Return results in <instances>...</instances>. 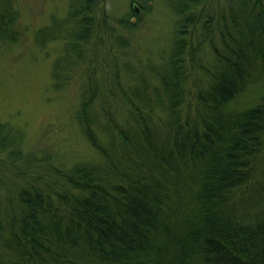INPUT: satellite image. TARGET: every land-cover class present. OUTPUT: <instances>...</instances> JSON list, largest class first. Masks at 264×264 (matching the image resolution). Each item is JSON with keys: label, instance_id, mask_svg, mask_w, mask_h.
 <instances>
[{"label": "trees", "instance_id": "obj_1", "mask_svg": "<svg viewBox=\"0 0 264 264\" xmlns=\"http://www.w3.org/2000/svg\"><path fill=\"white\" fill-rule=\"evenodd\" d=\"M108 1L36 32L96 155L27 151L0 123V264H264V97L229 109L264 81V0H169L157 55L139 38L154 0L119 18ZM19 20L0 0V44Z\"/></svg>", "mask_w": 264, "mask_h": 264}, {"label": "rangeland", "instance_id": "obj_2", "mask_svg": "<svg viewBox=\"0 0 264 264\" xmlns=\"http://www.w3.org/2000/svg\"><path fill=\"white\" fill-rule=\"evenodd\" d=\"M169 0H154L151 14L142 16L145 30L139 35L146 50L157 53L171 36L172 17ZM20 20L16 45L0 44V123H11L27 134L26 150H53L89 160L96 153L84 142L72 122V95L59 94L52 87L51 70L60 53L59 44L40 48L36 32L65 17L69 0H15ZM130 0H109L108 10L119 18L129 11ZM134 7L139 10L138 5ZM13 34V32H12ZM142 35V36H141ZM141 36V37H140ZM264 97V81L248 90L229 109L240 111L260 102Z\"/></svg>", "mask_w": 264, "mask_h": 264}]
</instances>
